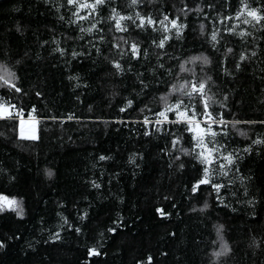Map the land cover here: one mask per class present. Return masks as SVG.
<instances>
[{"label": "trees", "instance_id": "16d2710c", "mask_svg": "<svg viewBox=\"0 0 264 264\" xmlns=\"http://www.w3.org/2000/svg\"><path fill=\"white\" fill-rule=\"evenodd\" d=\"M128 2L116 0L115 6L122 14H132ZM208 2L157 0L139 9L155 19L179 14L187 24L183 36L173 37L163 50L151 43L153 38L158 42L161 32L133 29L130 21H122L129 25L128 32H117L115 21L107 19L110 5L102 6L98 11L104 22L99 27L104 29L105 41L97 44V51L88 41L101 33L79 32V27L88 28L95 19L70 26L68 21L75 18L65 0L59 4L0 0V75L13 73L23 90L15 93L0 88V96L23 107V119L30 118L35 107L34 118L39 120L36 140L21 138L19 121L0 120V197L18 205L14 210L0 201L4 205L0 210V242L4 244L0 264H148L149 257L150 264H264V144L252 143L264 139V124L244 123L264 120V103L260 102L264 101V31L232 20L228 26L238 24V32L247 29L252 35L243 39L227 35L216 17L217 11L224 12L223 0L215 10L192 11L186 19L179 12L184 3L194 8ZM239 6V0H231L224 14L235 15ZM201 24L205 25L203 33ZM216 28L223 38L213 48L210 34ZM119 37L141 45L139 60L131 59L128 45ZM114 43L121 44L125 56L112 48ZM57 47L69 53L90 51L91 56L72 59L69 54L61 56ZM225 47L234 49L227 61L223 60ZM162 52L167 55L158 58ZM242 52L250 59L236 72L234 62ZM200 55L211 63L191 62ZM113 59L125 67L122 74L112 67ZM182 64L191 71H182ZM225 68L233 76L226 75ZM207 77L212 79L206 92L217 101L210 111H223L230 121L228 135L217 138L229 151L238 150L241 157L223 179L227 186L221 190L222 200L216 198L211 185L191 191L204 165L191 154L195 141L184 124H166L170 131L149 136L138 122L144 115L156 118L153 114L164 107L160 98L173 84L179 87L185 81ZM178 95L169 96V103ZM225 95L229 97L227 108L221 109L219 102ZM129 99L132 107L121 112ZM184 100L188 102L187 97ZM145 106L151 112L142 113ZM169 118L175 115L169 113ZM172 133L182 138L175 148ZM250 146V152L243 151ZM100 156L109 159L101 161ZM224 244L231 252L217 259L213 253ZM91 249L100 255H90Z\"/></svg>", "mask_w": 264, "mask_h": 264}, {"label": "snow or ice", "instance_id": "6c2138e0", "mask_svg": "<svg viewBox=\"0 0 264 264\" xmlns=\"http://www.w3.org/2000/svg\"><path fill=\"white\" fill-rule=\"evenodd\" d=\"M149 5L152 3H156L157 0H129L128 8L134 9L132 14H122L121 11L117 10L116 0H65L67 6H71L69 11L71 12V17L75 19H70L68 21L69 25H79L80 21H86L90 18L95 19V22L91 24L90 27L84 28L79 27V32L81 33H88L91 35L94 31L97 33H101L95 40H89L88 44L91 45L92 48H96L98 43H102L105 41V37L102 35L104 29L99 27L101 23L104 22V18L100 16V9L102 6L110 5L109 9V16L108 20L115 21L114 23V30L117 32H128L129 25L122 24V21H130L131 26L133 29H140V30H147V28H151L154 32H161L162 36L159 38L158 42L155 38L151 40V43L155 45L158 49H165L166 44L168 41L172 40L175 37L177 40L183 36L184 30L187 28L186 23L181 22V16L179 14L172 17L170 14H162V18L155 19L151 14H142L139 10L145 3ZM183 3V0H181ZM219 0H209L208 4L204 7L197 4L194 8H189L187 3L183 4V8L179 10L180 13H183L186 19V16L189 12L196 11L200 13L205 12V7L209 10H215L216 5ZM231 0H223L221 4V8L224 12L217 11L216 17L218 19V23L224 25V32L227 35H235L239 36L243 39L245 36H251L252 33L249 32L247 29L237 31L239 27L238 24H234L232 26H228V22L232 20L240 21L244 25H251L252 28L259 27L260 31H264V3L261 0H239V8L236 10L235 15L232 14H224L228 12L230 8ZM255 4L257 6L253 7L252 5ZM86 12L85 15H81V12ZM99 17V19H96ZM61 20H64V16H60ZM205 19H208V16L205 14ZM138 21V23H137ZM159 25V27H157ZM201 33L205 30V25H200ZM19 31V28H17ZM111 31V29H110ZM83 39V36L79 37ZM220 29H214L210 34V43L212 44L213 48H216L218 45L221 44L222 39ZM119 40L123 41L124 44L128 45L127 51L131 53V59L139 60L141 58V45L135 41L129 44L124 37H119ZM55 43L59 44V41H54ZM47 43V42H45ZM112 48L116 49L118 54L123 57L126 55V52L121 50L120 43L112 44ZM56 52H59L61 56L69 54L72 59H77L78 57L82 56H91L90 51L86 52H77L76 50H71L69 53L67 49L62 47H57L55 49ZM225 51L227 55L223 56V60L227 61L228 57L234 52L232 47H225ZM148 55V49L145 48L143 51V56L146 59ZM164 55H167V52H162L158 54V58H162ZM257 53L255 51L251 52V57H255ZM174 58V57H172ZM250 59L249 55L246 53H241L239 55V59L234 62V70L239 72L241 70V65ZM197 61L202 62L203 64L207 65L211 63L207 56H194L191 58V62L195 63ZM189 61H185V64ZM112 67L117 70L118 74H122L125 71V67L121 64L120 60L113 59L110 61ZM2 67V66H0ZM160 68H163L164 65L161 63L159 65ZM128 70H131V65L128 66ZM182 71H191L190 69L186 68L184 64L181 65ZM224 73L228 76H233V71L229 70L228 68L224 69ZM70 79H78V77L72 76L69 77ZM211 77H207L206 79H201L197 81L193 79L191 81H185L183 84H180L179 87L173 84L171 86V91L162 96L160 99L164 103V107L162 110L154 113L153 115L156 117L154 120L150 119L148 115H144L142 121H138L142 123L145 127L144 135H152L155 133H164L165 131H170L165 129L164 125L171 124V125H179L184 124L186 126V131L192 133V139L195 141L193 148L191 149V154L194 155L195 159L198 160L202 165H204L202 174L200 178H198L192 185L191 191L196 193L200 190L202 185H211V188L214 190L216 194V198L218 200H222L221 190L226 188V184L223 182H216L214 181V175H220L223 177H228L230 172L232 171L233 167L237 165V161L241 159L238 150L228 151L227 144L220 143L217 141L218 136H227L228 133L226 131L228 124L230 121L225 120L223 111H219L213 114L210 111L212 105L216 104L217 101L214 99L213 96H210L206 92V88L208 86V82L211 81ZM144 82L141 81V84ZM0 88H7L10 91H14L15 93H21L23 90L21 87L17 86L16 78L13 73H9L7 71L4 72L3 75H0ZM179 93L176 101L174 103H169V96L176 95ZM37 96H40V93H36ZM184 97H187L188 102L185 103ZM229 97L225 95L222 101L219 102V106L221 109L227 108V101ZM197 101L201 105V110L197 112ZM264 103V101H260ZM133 101L127 100L126 107L120 108L121 112L127 111V108L132 107ZM147 110L151 112L150 108H142L140 111L143 113ZM36 112L35 107H32L29 112L30 119L34 120L35 124L39 123V120H35L34 114ZM169 113H173L175 115L174 119L169 118ZM74 117L69 116L68 119H73ZM51 119H56V117H51ZM0 120H17L19 121L20 127L23 128L24 120H23V107L17 108L16 104H12L10 100L0 96ZM119 123H124V121H119ZM234 123H240V121H235ZM244 123L248 124H264V120L260 121H244ZM151 125V128L149 126ZM220 129L217 131L216 129ZM175 136L174 133H172ZM21 138L38 139V135H30L28 137H24L21 135ZM181 137L175 136V138L171 141V145L175 148L178 144L181 143ZM254 145L264 144V139H256L252 141ZM251 146L248 148L243 149L244 152H250ZM185 154H189L188 149H183ZM109 159V157L100 156L99 160L103 161ZM179 159V157H177ZM222 161V162H221ZM134 162V161H133ZM218 165V172L213 169V165ZM183 164L180 165L183 168ZM235 171L239 172V168L235 167ZM49 176L52 175L51 172L48 173ZM93 186L96 188H100V184L96 183L95 181L92 182ZM229 184L231 181L228 182ZM247 193H245L246 195ZM0 201H4V203L8 207L18 206L15 200H7L6 197H0ZM248 203H253V201L249 200ZM207 203H205V208H207ZM4 205L0 204V210H3ZM15 210V207H14ZM160 214L163 216L164 213L162 210ZM22 215V212L20 213ZM65 223L67 221L65 220ZM223 226H219L218 228V235L222 232ZM79 231V228L76 229ZM109 231H115V229H109ZM55 238L59 239V233H55ZM222 239V237H221ZM0 247H4L3 242H0ZM231 252V249L224 244L221 251L214 252L213 255L219 259L221 256L227 255ZM90 255H100V253L96 249L90 250ZM151 262V257L148 258V264Z\"/></svg>", "mask_w": 264, "mask_h": 264}, {"label": "rangeland", "instance_id": "374dc122", "mask_svg": "<svg viewBox=\"0 0 264 264\" xmlns=\"http://www.w3.org/2000/svg\"><path fill=\"white\" fill-rule=\"evenodd\" d=\"M51 1L53 3L59 4L62 0H51ZM85 14H86V12H83V11L81 12V15H85ZM86 21H88V20H86ZM23 120H24L23 128H21L19 125L20 135H23L24 137H28V136L33 135V134L38 135V127H37V124L34 123V120L30 119V118L23 119ZM217 141H219L220 143H223L221 140H218V138H217ZM227 150L229 151L228 148H227ZM213 169H215L216 172H218L219 171L218 165L214 164ZM223 179H224L223 176L214 175V181H216V182H223L224 181ZM7 200H9V199H7ZM2 202L4 203V201H2Z\"/></svg>", "mask_w": 264, "mask_h": 264}]
</instances>
